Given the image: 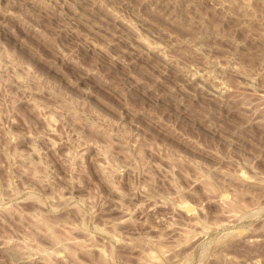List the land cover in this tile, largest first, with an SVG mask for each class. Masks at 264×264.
Returning a JSON list of instances; mask_svg holds the SVG:
<instances>
[{
	"label": "rangeland",
	"instance_id": "rangeland-1",
	"mask_svg": "<svg viewBox=\"0 0 264 264\" xmlns=\"http://www.w3.org/2000/svg\"><path fill=\"white\" fill-rule=\"evenodd\" d=\"M0 264H264V0H0Z\"/></svg>",
	"mask_w": 264,
	"mask_h": 264
}]
</instances>
